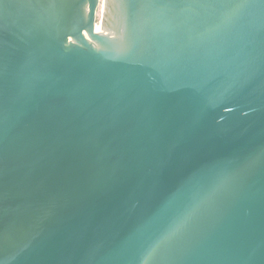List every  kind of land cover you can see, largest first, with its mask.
I'll return each instance as SVG.
<instances>
[{"label": "water", "instance_id": "water-1", "mask_svg": "<svg viewBox=\"0 0 264 264\" xmlns=\"http://www.w3.org/2000/svg\"><path fill=\"white\" fill-rule=\"evenodd\" d=\"M99 7L0 0V264H264V0Z\"/></svg>", "mask_w": 264, "mask_h": 264}, {"label": "bare ground", "instance_id": "bare-ground-1", "mask_svg": "<svg viewBox=\"0 0 264 264\" xmlns=\"http://www.w3.org/2000/svg\"><path fill=\"white\" fill-rule=\"evenodd\" d=\"M101 7H102V0H100V7H99V11H98L99 17H100V14H101ZM98 27H99V25L96 26V30H97Z\"/></svg>", "mask_w": 264, "mask_h": 264}, {"label": "rangeland", "instance_id": "rangeland-1", "mask_svg": "<svg viewBox=\"0 0 264 264\" xmlns=\"http://www.w3.org/2000/svg\"><path fill=\"white\" fill-rule=\"evenodd\" d=\"M98 18L100 19L99 15H98ZM99 19H98V21H99Z\"/></svg>", "mask_w": 264, "mask_h": 264}]
</instances>
